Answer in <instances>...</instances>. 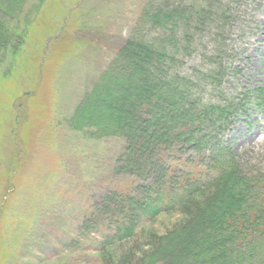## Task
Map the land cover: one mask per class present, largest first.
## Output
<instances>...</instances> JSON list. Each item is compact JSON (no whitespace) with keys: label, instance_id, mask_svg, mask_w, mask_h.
Returning <instances> with one entry per match:
<instances>
[{"label":"rangeland","instance_id":"rangeland-1","mask_svg":"<svg viewBox=\"0 0 264 264\" xmlns=\"http://www.w3.org/2000/svg\"><path fill=\"white\" fill-rule=\"evenodd\" d=\"M127 38L145 42L131 60L139 68L151 61L139 80L154 99L183 87L201 107L223 108L209 147L232 161L234 170L220 166L225 178L264 182V0H0V264H131L171 231L153 264L207 263L210 242L193 232L214 219L213 207L198 214V206L220 183L195 196L188 212L163 213L108 250L94 246L97 234L81 237L101 194L133 186L113 178L129 154L114 133L140 119L133 100L143 94L124 91L134 81L101 79L121 71L115 47ZM117 82L118 97L99 90ZM158 97L161 107L169 95ZM222 191L214 206L229 202Z\"/></svg>","mask_w":264,"mask_h":264},{"label":"trees","instance_id":"trees-1","mask_svg":"<svg viewBox=\"0 0 264 264\" xmlns=\"http://www.w3.org/2000/svg\"><path fill=\"white\" fill-rule=\"evenodd\" d=\"M169 14L165 17L166 20L174 17V13ZM141 45H145V42L127 38L116 46L115 54L121 71L115 73L108 70L101 75L103 81L107 78L115 81L119 79L120 84L134 81L136 85L129 84V88L124 86V91L128 94L127 91L132 89L135 94H143L140 100H133L135 109L139 110L140 119H131L128 126L133 128L128 132L114 133V136L123 140L128 151L126 154H129L125 155L126 162L120 163L114 170L113 178L127 176L133 186L130 191L127 188L111 189L101 194L100 200L95 205L92 204L95 211L80 223L79 231L83 233H80L81 237L84 238V235L89 233L97 234L99 242H93L94 246L101 252L108 250L132 238L143 223L163 213L181 209L188 212L195 196L210 191L220 183L221 188L217 186L213 190H217L218 194L223 190L229 202L224 201L214 206V196L217 194L215 192L208 199V204L198 206V214L206 213L213 207L212 214L215 215L210 224L200 223L193 232L195 240L210 242L203 246L210 252L207 263L203 261V264H264V182L257 176L252 177L246 173H237L235 177L225 178L226 170L222 171L220 166L233 169L232 161H225L220 159V155H215V144L211 145L209 140L211 131L217 129L214 126L222 121L215 118L225 115L223 108L220 105L201 107L196 100H189V91L187 89L185 94L183 87L161 91L154 99L153 93L148 92V87L139 80L145 72L149 73L147 70L151 61L148 59L147 64L140 62L139 68L131 60L136 50L142 49ZM150 50L154 49L148 46L145 50L147 55ZM158 73L161 75L159 71ZM158 80V83H168L160 78ZM119 82L114 84V88L112 84H105L99 90L105 95L118 97L114 95L117 92L114 89H118L116 85ZM109 87L113 89L110 91ZM96 90L98 87L94 86V93L98 92ZM181 92L184 94L178 95L177 101L171 100V95L177 96ZM120 93L124 95L123 92ZM164 94L169 95V98H166L165 104L160 107L155 100L158 95L163 97ZM209 117H213L214 121L210 123ZM209 146H214L213 150ZM139 148H145L140 158L134 156ZM185 152H188V155H185ZM195 219L191 222L192 226ZM175 233L176 231H171L161 240L157 238L160 242L157 247L152 245V254H145L139 259L135 257L131 264H153L159 254L168 247V242L173 239ZM202 234L203 237H199Z\"/></svg>","mask_w":264,"mask_h":264}]
</instances>
